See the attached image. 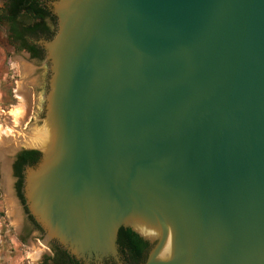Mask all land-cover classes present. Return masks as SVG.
<instances>
[{"label":"water","instance_id":"1","mask_svg":"<svg viewBox=\"0 0 264 264\" xmlns=\"http://www.w3.org/2000/svg\"><path fill=\"white\" fill-rule=\"evenodd\" d=\"M51 7L35 130L10 157L13 183L40 153L23 193L42 244L121 263L125 228L144 264H264V0Z\"/></svg>","mask_w":264,"mask_h":264},{"label":"rangeland","instance_id":"2","mask_svg":"<svg viewBox=\"0 0 264 264\" xmlns=\"http://www.w3.org/2000/svg\"><path fill=\"white\" fill-rule=\"evenodd\" d=\"M3 8L4 0H0V12ZM5 43L6 37L0 31V127L9 132L17 131L13 114L21 105L18 93L23 87L29 96V110L20 129L32 134L39 115L45 70L39 61L30 59L23 51L8 54ZM24 137L23 134L20 140L24 141ZM18 208L20 219H13L9 215L0 169V262L42 264L52 259V252L42 244L40 233L24 223L21 208Z\"/></svg>","mask_w":264,"mask_h":264},{"label":"trees","instance_id":"3","mask_svg":"<svg viewBox=\"0 0 264 264\" xmlns=\"http://www.w3.org/2000/svg\"><path fill=\"white\" fill-rule=\"evenodd\" d=\"M7 2V8L10 9L2 10L0 12V21L4 19H19L22 25H29L28 30L36 32L37 30H43L49 32V39L54 38L57 31V22L55 20L50 21V13L44 7L43 0H5ZM52 29V33H51ZM25 48H20L23 51ZM30 52L33 58H37L38 52L31 49ZM40 159V153L37 151H24L18 156V163L15 166L16 174L20 176L21 168L25 164L35 165ZM118 246L122 253L125 255L126 259L130 260L132 264H144L147 260V253L150 250V245L148 242L143 240L140 236L134 233L131 229L122 228L119 232ZM64 264L74 263L70 260V256L65 253H61L59 258ZM53 261L57 263L58 259H47L48 261ZM76 264V263H75Z\"/></svg>","mask_w":264,"mask_h":264},{"label":"flooded vegetation","instance_id":"4","mask_svg":"<svg viewBox=\"0 0 264 264\" xmlns=\"http://www.w3.org/2000/svg\"><path fill=\"white\" fill-rule=\"evenodd\" d=\"M54 0H43V4H45L46 10L50 13V21L52 23L53 20H56V17L54 16L52 12L51 4ZM7 8V2L4 0V8L2 10H5ZM10 9V6L7 8V10ZM11 18V15H9ZM6 18L3 21H0V26L6 27L8 31V40L9 43L14 46V48H17L18 50L20 48H25L23 52H25L30 59L34 61H40L45 53L44 47L42 46L41 42L47 41L49 39V32H45L43 30H37L36 32H33L31 30H28L29 25H22L21 20L19 19H10ZM52 33V29H51ZM31 49H34L38 52L37 58H33L32 53L30 52ZM21 154V153H20ZM19 154V155H20ZM18 155V156H19ZM18 156L16 158V161L13 166V195L17 202L18 207L21 208L22 216L24 218V223L28 224L33 230L43 233L40 226L36 223L33 216L30 214L27 206H26V200L24 197L23 189H24V182H25V172L28 167H33L34 165L25 164L21 168V174L20 176L16 174L15 166L18 163ZM50 251L52 252V259L56 258L58 259L57 263H54L52 260L48 261L47 264H64L61 259V253L68 254L70 256V260H72L74 263L72 264H85L81 261L76 260L74 257H72L67 251L60 248L58 245L53 244L50 248ZM119 253L121 256V263L116 262H108L106 261L104 264H132V262L128 259H126L125 255H122L120 249ZM46 260L42 262V264H45Z\"/></svg>","mask_w":264,"mask_h":264},{"label":"bare ground","instance_id":"5","mask_svg":"<svg viewBox=\"0 0 264 264\" xmlns=\"http://www.w3.org/2000/svg\"><path fill=\"white\" fill-rule=\"evenodd\" d=\"M22 88L18 93L21 105L15 111V113L13 112L15 122L18 125L17 131L9 132L0 127V163L2 170V183L9 215L13 219H20V212L13 195L10 157L14 153L15 148H18L20 146H27L34 133V131L32 132V134H30L31 132H22L20 129V127L26 122V117L29 110V96L27 90H25V88ZM23 134L25 135L24 141H21L20 139Z\"/></svg>","mask_w":264,"mask_h":264},{"label":"crops","instance_id":"6","mask_svg":"<svg viewBox=\"0 0 264 264\" xmlns=\"http://www.w3.org/2000/svg\"><path fill=\"white\" fill-rule=\"evenodd\" d=\"M0 264H9V263H5V262H2V263H1V262H0ZM14 264H18V263L15 262Z\"/></svg>","mask_w":264,"mask_h":264}]
</instances>
